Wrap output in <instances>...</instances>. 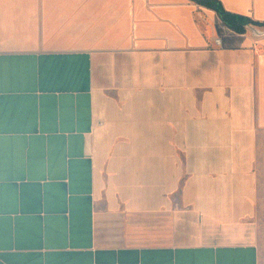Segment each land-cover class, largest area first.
<instances>
[{
	"label": "crops",
	"instance_id": "1",
	"mask_svg": "<svg viewBox=\"0 0 264 264\" xmlns=\"http://www.w3.org/2000/svg\"><path fill=\"white\" fill-rule=\"evenodd\" d=\"M263 203L264 26L0 0V264H262Z\"/></svg>",
	"mask_w": 264,
	"mask_h": 264
},
{
	"label": "trees",
	"instance_id": "2",
	"mask_svg": "<svg viewBox=\"0 0 264 264\" xmlns=\"http://www.w3.org/2000/svg\"><path fill=\"white\" fill-rule=\"evenodd\" d=\"M200 5L206 6L208 8L214 9L222 21L229 26L231 29L243 32L245 27L250 24H256L260 26H264V23L256 22L246 16L233 14L224 9L221 2L219 0H192Z\"/></svg>",
	"mask_w": 264,
	"mask_h": 264
},
{
	"label": "rangeland",
	"instance_id": "3",
	"mask_svg": "<svg viewBox=\"0 0 264 264\" xmlns=\"http://www.w3.org/2000/svg\"><path fill=\"white\" fill-rule=\"evenodd\" d=\"M256 220L258 221L262 230V241H263L262 264H264V203L259 207V209L256 212Z\"/></svg>",
	"mask_w": 264,
	"mask_h": 264
},
{
	"label": "built area",
	"instance_id": "4",
	"mask_svg": "<svg viewBox=\"0 0 264 264\" xmlns=\"http://www.w3.org/2000/svg\"><path fill=\"white\" fill-rule=\"evenodd\" d=\"M217 42L219 43L220 41H219V40H217Z\"/></svg>",
	"mask_w": 264,
	"mask_h": 264
}]
</instances>
